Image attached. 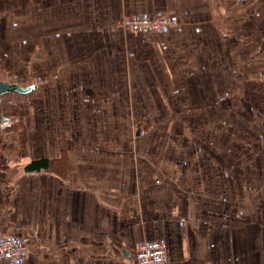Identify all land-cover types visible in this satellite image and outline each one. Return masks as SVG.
I'll return each instance as SVG.
<instances>
[{
	"label": "crops",
	"instance_id": "obj_1",
	"mask_svg": "<svg viewBox=\"0 0 264 264\" xmlns=\"http://www.w3.org/2000/svg\"><path fill=\"white\" fill-rule=\"evenodd\" d=\"M2 6L18 8L14 24L22 25L28 15L35 23V34L49 41L40 42L42 49L37 58L46 62L56 55L66 64L69 59L70 68L64 71L69 79L56 86L62 88L49 87L45 94L56 95L60 103L66 101L74 108L75 98L80 103L83 100L86 115L96 125L71 130L69 137L75 142L67 147L65 163L55 160L62 152L50 137L51 129L49 137L41 140L50 153L28 158V162L48 158L47 170L25 174L15 179L17 183L0 170V233L25 234L32 245L29 255L17 264H137L134 253L138 244L152 239L167 243L163 264H251V254L264 259V251L259 250L264 248V240H248L247 236L238 243L234 238L209 240L210 252H206L202 240L194 244L186 239L169 240L165 235L147 236L172 232L174 224L156 227L142 222L139 226L136 221L133 227L123 230L122 221L124 200L139 199L141 195V199L150 200L153 212L161 204L165 211L156 213L180 219L181 224L175 222L176 229L180 228L177 231L182 227L194 231L187 218H192L193 212L198 214L202 206L200 189L210 186L214 188H209L213 198L205 197L209 202L204 205L206 213L219 215L227 235L236 231L231 224L235 209L221 210L225 207L219 202H224L219 189L224 183L228 202L233 195L229 185H245L237 187L245 193L262 175L257 172L256 180L250 178L247 184L239 178L234 182V175L228 173L230 167L221 171L208 159L204 153L207 145H197V135L203 131L206 135L218 133L219 122L227 121L229 130L234 127L227 132L230 136H235L237 127L264 138V0H0ZM2 15L4 12H0ZM131 16L169 17L177 24L136 31L124 25V18ZM27 22L25 28L30 24ZM160 52H166L168 58ZM49 73L60 78V72ZM0 79L24 87L33 84V92H42L39 79ZM93 82L98 90L92 96L85 91ZM5 94L2 113L9 121L12 118L3 106ZM46 98L42 96L38 104L44 106ZM71 118L76 126L75 114ZM137 119L152 121L157 128L154 137L159 144L152 152L159 155L151 157L153 162L148 161L146 166L152 172L154 167L165 172L173 167L181 175L183 167L187 178L176 179L169 172L164 178L157 172L147 179L151 185L143 192L147 181L138 177L143 169L138 161L125 163L107 158V129L110 133L126 120ZM20 126L19 139L26 136L23 121ZM145 135L141 125L137 136ZM109 137V147L115 151L116 137ZM247 162L249 173H254L255 164ZM155 180L163 181L158 186ZM184 188L198 192L194 193L196 200H191L192 195L189 198ZM135 208L142 214L143 205ZM261 229L264 233V224L257 227L258 232ZM196 251L201 257L190 255ZM0 264L12 263L0 260Z\"/></svg>",
	"mask_w": 264,
	"mask_h": 264
},
{
	"label": "rangeland",
	"instance_id": "obj_2",
	"mask_svg": "<svg viewBox=\"0 0 264 264\" xmlns=\"http://www.w3.org/2000/svg\"><path fill=\"white\" fill-rule=\"evenodd\" d=\"M10 6H2L0 8V12H4V15L0 16V78L4 77L11 79L13 77L26 81L39 79V82H41L39 83L40 89H42V92L38 93L32 90L28 92L29 94L9 92L4 95V111L5 114L12 119L4 121L7 123L6 126L0 125V131L2 132V137H0V170H2L7 179H11V181L17 183L15 179L30 173L24 170V165L28 162L30 156L50 153L43 147L44 145L41 142L42 139L49 137V130L53 129V133L50 137L52 136L55 145L57 142L60 146L59 152H62L60 153V157L55 160L65 163L67 160V147H72L74 145L73 142H75L74 139L69 137L71 130L74 128H76V131L80 129H89L90 127L96 128V125L92 123L93 119H90L89 116L86 115V104L83 100L82 104L79 102V98H75L77 105L74 108V106H68L66 101H64L63 104L60 103L56 95L52 97L51 95L45 94L49 87L52 88L55 86L54 89L62 88L56 86H60L62 80L69 79L64 73L65 70L67 71V69L70 68L69 59H67L68 63L66 64L64 58H57L56 55L49 58L46 62L41 61L39 59L40 56L37 58L40 54L38 50L42 49L40 42L48 44L49 41L44 38V35L39 37L35 34V23L28 15L26 17L27 21H30L28 27L25 28L23 26L28 23L27 21L23 22L22 25H18L17 23L14 24L17 20L16 11H18V8ZM28 13L29 12H27V14ZM171 19L172 25L170 28L177 24L175 19ZM24 36H26L28 40H26ZM47 39H49V37ZM160 54L162 57L168 58L166 52H160ZM51 71L60 72V78L56 79L53 73H49ZM97 90V83L93 82L87 85L85 92L93 96ZM42 96H47L44 106L38 104ZM73 113L77 119L76 126L73 125V121L71 120V117L74 116ZM160 115L163 116L162 113H160ZM22 121L24 129H26V136H20L21 138L19 139L21 133L20 123H22ZM141 125H144L146 131V135L143 138L137 136V131L140 130ZM229 128L230 122H219L218 133L212 131L210 135H206L204 134L205 131H203L202 134L197 135V145H202V143L207 145L205 146L207 149H205L204 153L208 154L210 157L208 159L212 161V163L219 165H217V168H220L221 171L230 167L229 169L231 171H228V173L229 176L234 175V182L235 180L237 182L239 178L241 183L244 182L247 184L250 182V178L253 181L256 180L254 176L257 172L262 175L258 183L252 184L249 191L245 193L237 188L245 185L238 184L237 187L229 185L228 190L233 193V195L228 202H225V193H227L225 184L223 183L222 189H219V193H223L220 197L224 200V202L220 200L219 202L225 207L224 209L221 208V210H223V212H228L233 208L235 209L234 220L231 223L234 226L232 229L235 228L234 230H236L235 232L227 235V231L220 222L219 215L216 214L215 217L206 213L204 205L205 203L209 204V202L207 203V198H213L209 188H214L210 186L208 189H200L202 192V206L199 207L198 214L193 212L194 216L192 218H187V220H190V226L195 228L194 231L190 227H182L181 231H177L180 228L178 227L176 229L175 222H180V219L173 218V216L169 217L166 213H156L162 212V210L165 211L161 208V204L157 207L158 211L154 210L153 212L150 206V200L144 197L141 199V195L139 199L124 200L122 219L123 230L133 227L136 221L139 222V226H142V222L143 225L152 224L156 227L163 226L164 224L172 227V224H174L173 227L174 230L176 229L175 231L173 230L167 233L169 230H166L165 233H153L147 236L156 237L165 235L169 240H176L178 242L186 239L194 244L202 240L201 246L205 248L206 252H210L207 247L209 240L225 241L226 239L230 240V238H234L235 243H238L243 242L244 236H247L248 240H264V233L261 232L262 229L259 232L257 230L259 225L264 224V138L256 137L254 134H251L253 133L252 130H250V133L248 130H242L237 127L233 131L236 133L235 136H230L227 132H232V128L234 127L230 130ZM156 129V127L152 126V121H143L142 119H137L135 122L126 120L122 124V127L110 129V133L109 129H107L105 134V138L108 142L107 158L115 162L125 163L138 161L140 164L139 166L143 168L138 171V177L146 181L157 172L160 177L164 178L168 175V172L170 176H175L176 179L177 177L187 178L186 169L183 167L180 168L182 171L181 175L178 174V171H175L173 167L167 172L160 167H154L155 170L152 172L150 167L146 166L150 164L148 161L153 162L151 157L156 159V156L159 155L156 152H152V150H157L159 144V140L154 137ZM109 136L113 138L116 137L117 146L115 151L111 150L109 147ZM45 143L47 144V141ZM28 149H30V153ZM53 150L56 152L58 148H53ZM248 160L256 166V171L254 173H249V170L246 168ZM223 164L225 165L220 167ZM64 171L65 170L62 172ZM162 181L163 180L156 182L155 180L156 185L159 186ZM149 185L151 184H148L147 181V183L144 184L143 192L148 191ZM186 186L195 188L194 185ZM129 187L134 189L135 185L129 184ZM198 189V187L197 189L195 188L196 191ZM196 191H188V189L184 188V192H188V197L190 194L192 195L191 200H194V193ZM197 199L200 200V196H198ZM140 204L143 205L142 214H139L140 212H137L135 208L136 206L139 208ZM191 214L189 216H191ZM194 220H196V222H194ZM205 220L208 221V224L204 222ZM245 225L249 228L243 229ZM180 233H183V235ZM174 245L175 243H173V246ZM259 250L264 251V248H259ZM187 252H189L188 248ZM250 252L252 251L250 250ZM190 255L193 257H201L199 251L190 253ZM250 256L251 264H264L263 257H257L253 254Z\"/></svg>",
	"mask_w": 264,
	"mask_h": 264
},
{
	"label": "built area",
	"instance_id": "obj_3",
	"mask_svg": "<svg viewBox=\"0 0 264 264\" xmlns=\"http://www.w3.org/2000/svg\"><path fill=\"white\" fill-rule=\"evenodd\" d=\"M124 25L131 30L154 31L172 25L168 17L131 16L124 20ZM32 245L22 233H0V260L12 264L21 263L29 255ZM167 255V243L162 239L143 240L134 253L137 264H163Z\"/></svg>",
	"mask_w": 264,
	"mask_h": 264
},
{
	"label": "water",
	"instance_id": "obj_4",
	"mask_svg": "<svg viewBox=\"0 0 264 264\" xmlns=\"http://www.w3.org/2000/svg\"><path fill=\"white\" fill-rule=\"evenodd\" d=\"M34 87L35 85L33 84L27 87H24L19 83L0 79V124L6 121V118L3 116L2 106H1L3 94H5L6 92H13V91L20 92V93H27L31 91Z\"/></svg>",
	"mask_w": 264,
	"mask_h": 264
},
{
	"label": "trees",
	"instance_id": "obj_5",
	"mask_svg": "<svg viewBox=\"0 0 264 264\" xmlns=\"http://www.w3.org/2000/svg\"><path fill=\"white\" fill-rule=\"evenodd\" d=\"M50 160L48 158H36L27 162L24 165V170L28 172L47 170L49 168Z\"/></svg>",
	"mask_w": 264,
	"mask_h": 264
},
{
	"label": "bare ground",
	"instance_id": "obj_6",
	"mask_svg": "<svg viewBox=\"0 0 264 264\" xmlns=\"http://www.w3.org/2000/svg\"><path fill=\"white\" fill-rule=\"evenodd\" d=\"M2 124V123H1Z\"/></svg>",
	"mask_w": 264,
	"mask_h": 264
}]
</instances>
